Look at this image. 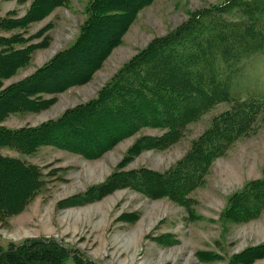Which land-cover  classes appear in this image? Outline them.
I'll list each match as a JSON object with an SVG mask.
<instances>
[{
    "label": "rangeland",
    "instance_id": "rangeland-1",
    "mask_svg": "<svg viewBox=\"0 0 264 264\" xmlns=\"http://www.w3.org/2000/svg\"><path fill=\"white\" fill-rule=\"evenodd\" d=\"M94 1L63 0L55 5L54 0H0V54L21 51L29 56L12 75H0V91L34 76L74 46L95 11ZM225 1L153 0L136 15L89 82L61 93L34 95L37 105L42 100L46 106L8 113L0 118V125L40 126L89 103L154 40L180 27L194 13ZM108 9L104 6L99 14L103 16ZM115 24L98 25L94 37L107 38ZM99 39L95 44L101 49L104 45ZM247 71L252 79L264 77V55L249 61ZM260 86L264 88V80H252L247 88L257 91ZM235 109V103L225 101L179 128L142 127L96 158L54 145L40 146L31 153L0 148L4 156L37 165L43 182L20 212L0 219V245L9 248L32 238H54L69 247L71 255L84 256L93 264H264V257L253 259L250 253L264 247V207H246L251 218L245 222L228 214L249 183L264 179V110L247 133L213 159L200 185L178 198H154L132 187L115 189L100 198L90 195L114 175L170 172ZM109 124L105 122L107 129L99 133H109ZM163 138L170 141L168 146H145ZM27 183L19 171L18 178L3 184L0 202L17 199ZM199 250L216 254V258Z\"/></svg>",
    "mask_w": 264,
    "mask_h": 264
},
{
    "label": "trees",
    "instance_id": "trees-1",
    "mask_svg": "<svg viewBox=\"0 0 264 264\" xmlns=\"http://www.w3.org/2000/svg\"><path fill=\"white\" fill-rule=\"evenodd\" d=\"M152 1L95 0V11L74 46L57 55L34 76L0 91V118L21 109L45 107V101L35 103L34 95L61 93L89 82L121 42L136 15ZM62 2L54 0L55 5ZM104 6L110 10L102 16L99 11ZM110 22L116 24L110 27L107 38L94 37L98 25L109 26ZM98 39L104 45L101 49L95 44ZM259 55H264V0H226L194 13L180 27L154 40L89 103L40 126L0 125V148L13 147L31 153L40 146L54 145L96 158L142 127L179 128L199 119L214 105L235 103L237 109L212 127L170 172L140 170L114 175L90 194L100 198L115 189L132 187L154 198L170 195L178 198V194L200 185L213 159L225 154L263 112L264 88L260 86L257 91L247 88L252 80H264L261 75L252 79L247 71L249 61ZM28 60L29 56L21 51L0 54L1 77L12 75ZM105 122L112 127L109 133L100 134L107 129ZM169 144L163 138L145 146ZM19 171L27 186L7 205L0 202V219L20 212L43 185L37 165L0 152V193L3 184L12 177L18 178ZM249 206L264 207V179L249 183L233 201L228 214L232 212L242 222L248 221ZM71 253L69 247L54 238H32L9 248L0 245V264H93L88 258ZM250 253L253 259L262 258L264 247ZM212 255L216 258V254ZM68 259L73 262L68 263Z\"/></svg>",
    "mask_w": 264,
    "mask_h": 264
}]
</instances>
